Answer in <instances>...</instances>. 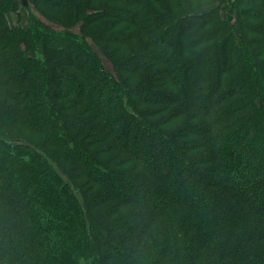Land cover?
Returning <instances> with one entry per match:
<instances>
[{
  "label": "trees",
  "instance_id": "trees-1",
  "mask_svg": "<svg viewBox=\"0 0 264 264\" xmlns=\"http://www.w3.org/2000/svg\"><path fill=\"white\" fill-rule=\"evenodd\" d=\"M66 1L63 0V3ZM239 1L245 5L254 6V18L262 19L264 10L259 5V0L250 2ZM261 1H263L261 2L263 4L264 0ZM249 8L251 9V7ZM122 14L125 15L123 19L127 18V20L131 21L130 15ZM119 15L114 14L116 17ZM91 17L89 16V18ZM153 17H150L151 27H155V22L158 24L160 21V19L154 20ZM198 17L199 15L197 14L194 16L192 14L191 16L186 15L175 18L176 20L173 19V23L175 27L180 28L182 23L186 21L192 22L195 20L198 23L197 21L200 19ZM134 18L136 19L135 16ZM213 19L218 22L216 28L208 30V33H206L207 37L203 38L202 36L204 35H201L197 44L210 41L215 34L216 38L214 37V42L210 43L211 45L205 50L206 52L192 53L191 63L192 65H202V62L207 63V58H211L212 63L215 60L219 61L221 66L212 67L208 72H204L197 66L195 71L190 73V70L193 69L192 65L185 68L184 66L180 67V64L170 63L172 61L171 58L167 62L168 67H165V65L163 68V72L166 73L182 70V72L189 74L187 75L188 82L185 83L188 87L187 90L184 85L180 94L174 95V93L167 91L163 95L168 100L170 107L175 102L181 101V99H184L185 104L183 107L180 105L172 108L171 117L174 119L180 118V120L176 123L177 130H174V135L170 139L172 146L168 150L175 157L177 156L175 160L176 167L182 168V166L186 165L191 170V178L182 179L180 188L186 191L193 188L196 189L203 196L201 202L198 201V204H194L193 200L186 197L173 196L171 191L174 188H172L173 183L170 178H161L152 172H148L147 175L134 174V171L128 173L116 172V176L120 179L124 176L127 178L132 177L140 179L146 184H151L154 193L157 192L169 198L164 202L162 210L155 208L151 197L148 196L141 199L140 202L132 199L117 198L113 207L118 209V211L125 207V209H128V214L126 213L125 216L117 219H111V217L106 215L109 213L108 210L100 207L107 201L103 200L101 196H109L110 191L108 188H111V184L108 182V178L101 168L98 170L82 160V153L77 154V150L80 148L92 161L104 163L103 156L109 151L104 148L96 149L97 146L102 145L100 143L103 141L101 138H97L96 135L102 137L105 132L102 130L104 125H99L101 122L98 123L99 126L95 125L98 120L96 116H103L95 112L102 111L103 104L98 94L101 93L102 95L105 92L106 85L104 82L106 81V74L103 73L102 68L95 67L94 64L97 62L95 59L92 58L90 62L82 60L80 45L87 44L85 39L83 43H79L77 40H70L69 38L65 39L61 37L64 35L45 28L43 25L38 28L37 24H32L27 29L20 28L17 33L16 28L6 23L3 18V10H0V23L2 24L0 28V94L2 96L0 102V127L6 124L14 125L19 122L33 129L35 131L33 133L36 136L45 135V141L40 147L45 149L49 155L58 156L63 160L72 158L74 161V164H72L74 174H81L78 177L86 176L96 182V184H106L108 187L106 190L103 189L99 193L90 195L87 198L90 201H88V205L86 201L81 204L78 196L71 193L66 182L64 183L57 171L44 157L46 154L41 155L29 144H19L0 135V228L12 242L10 247L3 249L1 246L3 233L0 231V253L2 251L8 253L5 264H79L80 262L75 255L76 245H79V239L83 238L85 243L89 245L87 229L90 230L93 237L97 238L98 244L109 248V253L99 252L103 256L101 258L103 259L102 264H105V260H109L112 254L117 255L116 260L123 261V264H134L135 254L140 250L144 236L151 229L150 222L158 220L160 217L164 218L163 214L167 212L179 217V226L171 223V227L175 226L180 229L178 233L174 231L173 237L176 240L192 238L191 241L194 245L188 247V253L183 255L180 252L179 243L176 242L174 246L177 249V253H179L178 260H180V264H185L188 258L192 256L190 249H195L194 257L197 258L210 248L213 241L218 242L215 252L225 254L226 260L215 259L209 264H264V241L260 240L264 233L262 231L264 200L259 195L257 213L255 209H251V206L255 208L252 203L254 198L247 196L252 190H256L252 192L255 194L257 192L258 194L263 191L264 187V160L260 161L261 155L256 153L253 146L259 139L262 143L264 142V122L258 123L261 117V107L256 98V88L253 84V69L255 67L243 60L242 51H248V49L242 48L243 40L239 37L236 38L234 32L225 31L228 26L235 28L236 25H231L230 20H223L219 13L216 17L213 16ZM160 25L159 22L157 26ZM246 25L249 26L248 23ZM259 27L263 40L260 39L258 43L263 44L262 47L264 49L263 25L260 24ZM167 28L168 25H165L162 29L151 30V32L160 33L155 36L156 39L160 38V36H167ZM187 31L189 30L187 29ZM193 33L192 31V35ZM219 34L223 37L217 40ZM185 35L180 39L179 44L180 47L186 45V48L188 47V42L185 41ZM243 37L247 41L246 36L243 35ZM154 43L156 45L157 42L155 41ZM249 43L255 44V41L249 39ZM23 44L27 47L29 46V48H34L31 56L24 51ZM151 44L153 45L152 42ZM45 46L53 48V51L55 50L54 53L46 51ZM65 47L69 52L68 56L71 61L62 63V56L67 54L62 51ZM159 47L164 49L161 44ZM259 49L260 47H257L256 50ZM5 50L6 52L3 53ZM181 51L180 49L176 53L177 58L182 54ZM90 54L92 55V53ZM263 56L264 52L257 54L258 58ZM231 57L237 59L233 65L228 63ZM255 61L262 67L264 75V58L255 59ZM232 68H236V72L233 73L228 81L225 73L232 70ZM19 74L20 76H18ZM73 77L76 79L72 80ZM59 78L65 80L67 84L60 85L58 83ZM27 79L30 81H26ZM67 79H71L72 82H68ZM197 80L199 81L198 83L196 82ZM201 80L204 83L211 84L214 90L219 89L226 83L231 88L229 89L231 94L223 97L220 101L214 100L210 102L208 110H204V101L198 92L204 88L207 90L208 85L200 83ZM14 82L22 83V85H19L21 87L16 88L14 86L12 90L3 92L4 88L9 87L8 85ZM194 82L195 84H193ZM211 87L209 88L210 90ZM214 90H211L210 93ZM88 91L94 93L93 99L86 94ZM116 92H118L117 87L113 93ZM237 92L246 94V97L236 99L228 104L227 102H229L231 96ZM20 95L21 99L18 98ZM215 97L214 93L212 98ZM119 99L120 97L117 98V105L120 107ZM62 100H69V102L65 104L62 103ZM74 105H80L81 113L72 117L62 114L64 110H71V106ZM107 106V109L110 110L111 108V111L114 112L115 108L113 105L111 107ZM188 107L193 108L198 117L201 115L200 113H204L205 116L211 119L202 125L204 127L201 132L206 137L200 142L198 141V143L206 145L202 144L205 149L197 154L192 153L191 150L199 147H193L190 145L192 142L183 140V137L186 136L185 131H190L191 126L195 124L194 120L196 121L195 113L191 115L192 113L185 111ZM230 108H233V110L231 111ZM237 109L243 113L235 117L234 111ZM186 112L187 115L183 116ZM107 114L112 117L111 114ZM123 117L124 115L119 114L113 117V122L109 118V121L106 120L112 127L115 126L114 123L116 121L122 123L126 128L132 129L135 127V121L132 118L130 119L129 116H126V119H123ZM71 118L76 121L72 123ZM39 119H42L43 124L34 125L35 121ZM253 124H258V126L253 127ZM81 125L83 127L79 128ZM93 125L96 126H94L96 130L88 129ZM218 125H220L221 129L216 132ZM245 127H248L246 128V134L241 136L235 143L234 137L239 136V133ZM130 129H128L129 132H131ZM254 129L255 135L248 139ZM138 130L142 131L141 129ZM110 132L112 133V131ZM199 133L198 131L193 132V134ZM149 136L154 141H162L161 139L163 138V136L152 133V131ZM113 140L115 141L111 145L113 151L122 149L120 145L122 136L113 137ZM27 142L34 143L35 141L31 139V141L27 140ZM124 144H137L136 136L125 138ZM224 144L232 146V148H228V146L224 148L225 146H222ZM141 146L143 148L149 147L145 142ZM124 148L128 150V148ZM246 148L250 150L251 155L248 160L245 158ZM127 150L125 152L129 154L130 150ZM182 150H185V152ZM119 152L122 153L123 151ZM222 152H224V156H220ZM203 157L208 158L210 162H206ZM113 159L124 161L122 157H114ZM128 159L129 156H127ZM130 160L132 159L130 158ZM212 162L215 163L214 166H210ZM236 162L241 163V167L238 170L233 167V173L245 175L246 181L244 185H246L245 190L248 193L239 189L231 175H229L230 178L229 176L224 177L222 172L225 164L230 165ZM99 165L101 166V164ZM148 168L147 166V171L149 170ZM252 169L261 170L263 176L261 178L255 176L252 180ZM251 184H254L253 187ZM85 187H87V192L94 190L90 180L82 183L80 190L83 194L85 193ZM196 205L197 207H195ZM94 207L95 210L93 209ZM209 208H212V211H208ZM213 213L219 220L211 217ZM103 217L108 218L104 219ZM237 232H240V234ZM177 235L179 238H177ZM95 237L94 239L96 240ZM169 239L165 243L162 242L156 249L153 248L162 254L153 264H171L170 262L164 263L165 255L167 256L174 249V247L170 248L171 237ZM111 242L120 244L126 250V254L123 256V254L118 255L115 253ZM187 246H189V243H187ZM203 255L200 256L201 262L205 261V259H202ZM172 258H174L173 255ZM184 258H186L185 261ZM116 263L119 262H114L113 264Z\"/></svg>",
  "mask_w": 264,
  "mask_h": 264
},
{
  "label": "rangeland",
  "instance_id": "rangeland-1",
  "mask_svg": "<svg viewBox=\"0 0 264 264\" xmlns=\"http://www.w3.org/2000/svg\"><path fill=\"white\" fill-rule=\"evenodd\" d=\"M25 1H27V3H25ZM250 1L255 0H245V2ZM259 1V5L262 6L264 10V3L261 4L263 1ZM249 7H251V9ZM1 9L3 10V18L5 19L6 23L9 26L16 28L17 33L19 32L20 28L27 29L30 28L32 24H37L39 26L38 28H41L43 25L45 28L54 30L58 34L64 35L61 37L65 39L69 38L70 40H77L79 43H83L85 39L87 44L80 45L82 60L90 62L92 58L95 59L97 61L94 64L95 67L102 68L101 70L106 74V81L104 82L106 85L104 89L105 92L102 95L101 93L98 94V97L101 100V103L103 104L102 106L104 108L102 107V111L95 112L96 114L100 113L103 116H96L98 120L96 121L95 125L99 126L103 124L104 128L102 130L105 132L102 137L100 135H96L97 138H101V140H103L100 143L102 145L97 146L96 149L104 148L105 150L109 151L107 154H105V156H103L104 163L92 161L89 157H87L86 153L82 152V149L80 148H78L77 154L82 153V160L91 165V167L94 166L98 170L101 168L102 172L108 178L111 188H108L106 184H96V182H94L92 179H88L86 176L78 177L81 174H74L72 165L74 164V161L72 158L63 160L58 156H54L52 154L49 155L45 149L40 147L45 141V135L42 134L36 136V134L33 133L35 132L33 129L22 123L17 122V124L14 125L6 124L0 127V135L6 137L7 140H12L19 144H29L41 155L46 154L47 157H44L50 162V165L54 168V170L57 171L64 183L66 182L71 193L75 196H78L81 204H84L86 201L88 205L89 200L87 198L90 195H93L97 192L99 193L103 191V189L106 190V188H108L110 191L109 196H101L103 200L107 201L100 207L106 208L108 210L109 213L106 215L111 217V219H117L121 216H125L126 213L128 214V209H125V207L119 209L120 211L113 207L115 200L117 201V198L132 199L134 201L140 202L141 199H144L148 196L151 197L153 205L158 209H163L164 202L169 198L163 194L157 192L154 193L151 188V184H146L140 181V179H134L132 177L127 178L124 176L122 179H120L116 176V172L128 173L134 171V174L145 175H147L148 172H152L161 178H170L173 183L172 188H174L171 191L173 196L186 197L190 200H193L194 204H198V201L201 202L203 196L200 192L198 193L196 189H189V192L180 188V182L183 181L182 179L191 178V170L186 165L182 166V168L176 167L175 160L177 156L175 157L171 152H169L170 150H168V148L172 146L170 139H172V135H174V130H177L176 123H178L180 120V118L174 119L171 117V113H173L172 108L179 107L180 105L183 107L185 104L184 99H181V101L175 102L170 107L168 100L165 99L163 95H165L167 91L169 93H174V95L180 94L181 88L184 87L186 82H188L187 75L189 74L182 72V70H177L174 73H166L163 72V68L165 65V67H168L167 62L171 58L172 61L170 63L180 64V67L184 66V68L186 66L189 67L192 65V53L197 54L201 51L202 53L206 52L205 50L209 48L214 42L216 34L214 36L215 38L213 37L208 42L201 44H197V42L200 40L201 35H204L202 36L203 38L207 37V31L216 28L218 22H215L213 16L216 17L218 13L223 18V20H230L232 23L231 25H236L235 28L228 26V29L225 31H228L229 33H231V31L234 32L236 38L239 37L243 40L244 43L241 44L243 46L242 48L248 49L246 52L242 51V55L244 56L242 57L246 63L251 64L252 67H255L256 69H253V84L256 88V98L261 107V117L260 121L258 120V123L261 124V122H264V120H262L264 119V75L262 72V67L255 61V59L260 60L264 58V56L262 58L257 57L258 53L264 52L262 47L263 44L258 43L260 39L263 40V35L260 31L259 25L262 24V28L264 29V16L262 19L254 18V6L245 5L239 0H67L65 3H63V0H0V10ZM122 13L130 15L131 21L127 20V18L123 19L125 15ZM114 14L121 15L116 17ZM191 14L192 16L195 14L199 15L198 18L200 19L197 21L198 23H196L194 20L192 22L186 21L182 23L180 28L174 26L173 19L176 20L175 18L186 15L191 16ZM89 16L92 17L89 18ZM150 17H153L154 20L160 19L159 22L161 25L157 26L159 25V22L158 24L155 22V27H151L152 23L150 22ZM246 23H248L249 26H247ZM165 25H168V30L166 32L167 36H160V38L155 39V36L159 35L160 33L154 31L151 32V30L162 29V27ZM1 27L2 24L0 23V28ZM187 29L189 31L186 32ZM234 29L236 32L233 31ZM192 31L194 32L193 35ZM184 35L186 37L185 41L188 42V47L186 48V45L180 47L179 44L180 39H182ZM243 35L246 36L248 42L244 40ZM222 37L223 36L219 34L217 40H220ZM249 39H253L255 44L249 43ZM155 41L157 42L156 45L154 43ZM160 44L164 47V49H160ZM22 47L24 51L27 52V55L31 56L34 48H29V46L27 47L25 44H23ZM257 47H260V49L256 50ZM45 48V50L49 51V53H54L55 51H53V48L51 49L50 46H45ZM180 49L182 50V54H180V56L177 58L176 53H178ZM62 51L67 53L65 56H62V63L64 61L70 62L71 59L68 56L69 52L67 51V48H63ZM5 52L6 50L3 53ZM89 52L94 56H92ZM207 60V63L202 62V65H192L193 69L190 70V73H193L195 71V67L197 66L204 70V72L210 71L212 67L216 68L217 66H221L219 61L217 62L215 60L213 61L214 63H212L211 58H207ZM236 60L237 59L235 57H231L228 63L233 65ZM234 72H236V68H232V70H229L227 73H225V77L228 79V81ZM256 74L257 76H255ZM18 76H20V74ZM75 79V77L72 78V80ZM72 80L67 79L68 82H72ZM26 81L30 80L27 79ZM196 82L198 83L199 81L197 80ZM58 83H60V85L67 84L62 78L58 79ZM200 83L208 85L207 90L204 88L198 92L204 101V110H208V105L210 102L214 100L220 101L223 97L231 94V91L229 90L231 88L227 86L226 83L219 89L215 90L214 87H211V84L204 83L202 80ZM193 84H195V82ZM19 85H22V83L14 82L8 85L9 87L4 88L5 90H3V92L12 90L14 86L16 88L21 87ZM116 87L118 92L113 93ZM210 87L211 90H214L213 92L215 93V98H212L214 93H210ZM185 88L187 90L188 87L185 85ZM86 94L91 97V99H93V92L88 91ZM119 97V102L121 105L120 107L117 105V98ZM244 97H246V94L237 92L235 95L231 96L229 102L227 103L230 104L232 101ZM18 98L21 99V95L18 96ZM1 100L2 96L0 94V102ZM68 102L69 100H62V103L65 104ZM107 105L110 107L113 105L115 108L114 112L111 111V108L110 110L107 109ZM230 110L232 111L233 108H230ZM81 111L82 109H80V105H74L71 106V110H64L62 114L66 116L70 115L69 117H72L81 113ZM185 111L192 113L191 115L194 113L196 114L193 108L188 107ZM239 111L240 110L238 109L234 111L235 117H238L241 113H243ZM187 112L184 113L183 116L187 115ZM107 113L111 114L112 117ZM119 114L124 115L123 119H126V116H129L130 119L132 118L135 121V127L132 129L126 128L119 121H116L114 123L115 126L112 127V125L107 122L108 118L111 120V122H113V117H116ZM200 114L201 115L199 117L196 114V121L194 120L195 124L194 126H191V130L185 131L186 134L183 132L186 135L183 137L185 142L190 141L192 142L190 144L191 146L199 147L197 149L191 150L194 154L201 153L205 149V147H202V144H206H200L198 141L200 142L204 137H206L201 132L204 127L202 125L211 120L208 116H205L204 113ZM74 121L76 120L71 118V122L73 123ZM42 122V119H39L38 121H35L34 125H42ZM99 122H101V124L98 125ZM95 125L90 126L88 129L96 130ZM256 126H258V124H253V127ZM81 127L83 126H79V128ZM216 128L218 129L216 132H219V129H221L220 125H218ZM246 128L248 127H245L241 133H239V136L234 137L235 143L240 139L241 136L246 134ZM128 129H130L131 132H129ZM138 129H141L142 131ZM110 131H112V133ZM151 131L152 133L154 132L159 136H163L161 139L162 141H154L149 136ZM195 131L200 133L193 134ZM139 132L140 134H138ZM254 133L255 129L253 132L251 131L248 139L253 137V135H255ZM118 136H122L123 143H120L122 149L113 151V147H111V145H113L115 142L113 137L117 138ZM135 136L137 139V144H124L125 138L128 139L129 137ZM26 139L30 141L33 139L35 142H27ZM143 142H145L149 147L143 148L141 146ZM222 146H225L224 148H227V146L228 148H232V146L226 144ZM253 146L256 153L261 155L260 161H263L264 142L262 143V141L259 139L254 143ZM124 147L128 148V150L126 149L127 151L130 150L129 154L125 152L126 150ZM247 148L245 154L246 160H248L249 156H251L250 150H247ZM185 150L182 151L185 152ZM119 151L123 152L121 153ZM126 155L129 156L128 160ZM222 155L224 156V152L220 153V156ZM114 157H122L124 161H117L113 159ZM130 158L132 160H130ZM203 158L206 162H210L208 158ZM99 164H101V166ZM214 164L215 163L212 162L210 166H214ZM234 164L224 165L222 170L224 177L231 175L239 189L245 191V193H248L245 190L246 185H244L246 181L244 177L245 175H241L239 173L236 175L233 173V169L236 168L238 170L241 167V163L236 162ZM147 166L149 167L148 171L146 170ZM141 170H143V172L146 170V172L143 173ZM247 171L249 170L247 169ZM194 175L196 174L194 173ZM255 176L261 178V176H263L262 171L259 169H252V180L255 178ZM86 180H90L94 190L87 192V187H85L84 192L86 194H83L80 190V187L82 186V183H85ZM251 185L253 187L254 184ZM252 191H250L247 196H252L254 198L252 199V203L253 206L255 205V208H252L251 206V209H255L257 212V209L259 208V199L261 198L264 200V187L263 191L259 192L258 194L257 192L255 194ZM259 195L260 198H258ZM195 207H197V205ZM93 209L95 210V207ZM93 209L90 208L91 211H93ZM208 211H212V208H209ZM163 217L165 219L160 217L158 220L150 222L151 229L144 236L140 250L135 254L134 264H153L159 257L162 256L160 252H157L153 248L156 249L157 246H159L162 242L165 243L166 240H170L169 237H171V242H169L170 248L174 247V252L172 251L169 252L167 256L165 255L164 263L170 262L171 264H180V260H178L179 253H177V249L174 246L176 242L179 243L178 245L180 252L183 255L184 253H188V247L193 245V242L191 241L192 238H180V240H176L173 237L175 232H180L178 227H171V223L173 225L177 224V226H179V217L177 215H172L170 212H167L163 214ZM211 217L216 220L218 219L214 213ZM103 218L106 219L108 217ZM65 224L67 225V223ZM262 228V231L264 232V223H262ZM0 231L2 232L1 228ZM2 233L3 238L1 241V246L3 249H6L12 245V242L9 240L8 235L5 232ZM86 233L88 235L87 239L89 241V245L85 243L84 238L79 239V245H76L75 255L80 262L79 264H102L103 259L101 258L103 256H101L99 252L103 251L109 253V248L98 244L97 238L94 236L96 240L94 239L89 229L86 230ZM237 233L240 234V232ZM177 238H179L178 235ZM231 239L234 240L233 238ZM261 239L264 241V233L260 237V240ZM111 243L113 244L112 248L114 249L115 253L118 255L123 254V256L126 254V250L122 248L120 244L115 242ZM187 243H189V246H187ZM216 244H218V242L213 241L210 248L202 253L204 254L202 257L203 260L205 259L204 262L200 261V256L202 254L196 258L194 257L195 249H190L192 256L188 258L185 264H209L215 259H220L221 261L226 260L225 254H222L221 252H215L217 247ZM172 255L174 258H172ZM116 257L117 255L112 254L109 260H105V264H113L114 262H119L116 264H123V261L116 260ZM7 258L8 253L6 251H2L0 253V263L5 264ZM185 260L186 258H184V261Z\"/></svg>",
  "mask_w": 264,
  "mask_h": 264
},
{
  "label": "water",
  "instance_id": "water-1",
  "mask_svg": "<svg viewBox=\"0 0 264 264\" xmlns=\"http://www.w3.org/2000/svg\"><path fill=\"white\" fill-rule=\"evenodd\" d=\"M25 3H27V1H25Z\"/></svg>",
  "mask_w": 264,
  "mask_h": 264
}]
</instances>
